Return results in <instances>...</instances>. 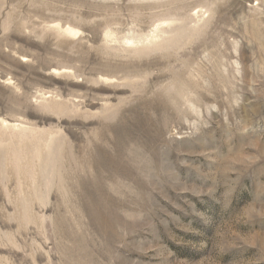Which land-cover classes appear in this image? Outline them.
I'll return each mask as SVG.
<instances>
[{
  "label": "rangeland",
  "instance_id": "1",
  "mask_svg": "<svg viewBox=\"0 0 264 264\" xmlns=\"http://www.w3.org/2000/svg\"><path fill=\"white\" fill-rule=\"evenodd\" d=\"M0 264H264V0H0Z\"/></svg>",
  "mask_w": 264,
  "mask_h": 264
}]
</instances>
